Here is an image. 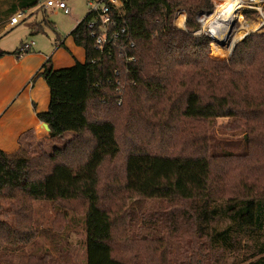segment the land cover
<instances>
[{
  "label": "trees",
  "instance_id": "trees-1",
  "mask_svg": "<svg viewBox=\"0 0 264 264\" xmlns=\"http://www.w3.org/2000/svg\"><path fill=\"white\" fill-rule=\"evenodd\" d=\"M43 1L0 0V7L7 4L2 14L10 17ZM214 8V0H121L115 16L128 25L134 60L112 45L96 46L90 11L74 27L70 36L85 60L59 69L46 63L37 73L50 89L49 107L38 117L62 144L36 155L22 142L12 153L0 149V214L10 216L0 221V252L35 238L34 203L50 201L81 207L86 264H264V188L243 183L247 193L223 195L211 183L206 151L185 153L172 144L161 151L150 143L165 131L194 144L197 125H189V138L178 126L217 118L236 121L231 129L243 127L247 143L264 139V30L216 59L211 37L195 34L199 17ZM180 10L185 28L176 26ZM143 200L181 203L177 211L141 214L136 204ZM139 217L144 236L131 230ZM172 234L202 240L207 255H116L119 243L140 237L153 245Z\"/></svg>",
  "mask_w": 264,
  "mask_h": 264
},
{
  "label": "rangeland",
  "instance_id": "rangeland-1",
  "mask_svg": "<svg viewBox=\"0 0 264 264\" xmlns=\"http://www.w3.org/2000/svg\"><path fill=\"white\" fill-rule=\"evenodd\" d=\"M65 1L70 8V13H65L63 9L57 6H51L46 11L43 9L38 11L39 18L43 19L45 17L55 23L56 31L49 26L45 28L48 31L47 33L51 35L55 36L57 32L62 37H66L76 26V21L81 20L89 12L91 4L99 0ZM223 1L225 0H214V4L215 2L223 3ZM253 6L258 7L259 5L254 4ZM261 6L263 14L256 9L247 7L241 13L242 21L238 19L235 24L231 25L233 29L231 31L233 34L236 33L238 37L234 43L235 45L246 34L264 30V3ZM215 10L216 7L212 13H205L207 16L204 15L205 20L202 22V31L205 34L209 32L210 23L216 19L218 13H215ZM246 24H250L248 32L238 31L242 25ZM203 25H205L204 30ZM213 44L214 42L211 43V55L216 59L230 57L235 47L233 44L234 47L232 46V49L228 51L227 47L219 44L223 47L222 50L227 53L224 56H217L214 54ZM190 124L197 125L198 130L204 133L203 135L202 132L196 133L193 131L195 133L193 134L194 144H190L189 141L181 143L175 139V134L170 135L165 131H158L162 137L150 140L151 145L155 148L154 150L163 151L162 149L166 148L173 150L172 147H168L172 144L177 146V149H183L185 153L193 150L199 151V149L206 151L212 161L211 183L216 184L214 189L219 193H223V195L247 193L246 187H242L243 183L249 184L248 187L254 184L259 186L257 189L264 188V139L258 141L251 136L249 143H247V140L243 137L245 130L243 127L238 128V130L231 129V126L238 127V123L231 118H217L202 122L184 121L178 126V131H185L188 138L191 131ZM139 129L145 130L147 126L143 125ZM39 134H29L21 141L22 149L27 154L36 155L44 150L50 151L52 146H59L63 142V140L45 138ZM71 134L69 133L64 140L70 138ZM150 135L153 134H145L144 131L142 133V136H146L147 139L150 138ZM122 157L123 155L114 163L117 170L122 167ZM180 203L178 201L168 203L165 201L143 200L136 205L138 212L149 214L164 209L177 211L175 206ZM4 205L9 207L7 202ZM34 207L35 226L37 228L35 238L21 245H19L20 243L7 245L5 248L8 249L3 248L5 250L0 252L2 254L0 255V257L2 256L0 264H86L85 231L81 207L75 205L73 208L76 210H71L69 205H61L50 201L36 202ZM136 220L137 222L131 227V230L137 236H144L147 230L142 226L140 217ZM0 221L8 222L10 216L7 213L0 214ZM181 231L184 232L183 227ZM172 235L153 245L140 237L130 243H119L116 255H207L206 250L202 251V240L188 234L181 237ZM191 239H193V243L190 242L189 244Z\"/></svg>",
  "mask_w": 264,
  "mask_h": 264
},
{
  "label": "crops",
  "instance_id": "crops-1",
  "mask_svg": "<svg viewBox=\"0 0 264 264\" xmlns=\"http://www.w3.org/2000/svg\"><path fill=\"white\" fill-rule=\"evenodd\" d=\"M8 8L7 4L0 7V51L6 52L0 55V149L12 153L29 134L43 132L39 135L51 138L38 117L49 107L50 89L37 73L46 63L59 69L72 66L77 60L83 62L86 53L70 36L74 28L66 37L57 32L55 36L47 33L46 27L54 31L56 27L53 21L38 17L40 9L50 8L46 0L29 10L19 9L17 12L22 11L24 15L16 25H11L10 19L17 12L10 17L2 14ZM180 12L184 13L185 25L186 14ZM81 20L78 19L76 25ZM30 40L35 41L32 50L19 55L22 43Z\"/></svg>",
  "mask_w": 264,
  "mask_h": 264
},
{
  "label": "built area",
  "instance_id": "built-area-1",
  "mask_svg": "<svg viewBox=\"0 0 264 264\" xmlns=\"http://www.w3.org/2000/svg\"><path fill=\"white\" fill-rule=\"evenodd\" d=\"M264 1L257 2L256 0H243V9L251 7V9L258 10L263 14L262 6L256 7L254 4L262 5ZM91 4V3H90ZM121 4V0H99L91 4L89 11L92 13V20L89 22V28L91 29V35L95 38L96 46L104 49L108 46H114L119 54L126 57L128 60H134L135 57H128V51L130 48L134 47L133 42H127L128 35V25L125 20L118 21L115 16V12L118 10ZM46 6H57L64 10L65 13H70V8L68 7L66 1L64 0H47ZM215 13H219L218 3L215 2ZM24 13L22 11L17 12L10 19L11 25L18 24ZM218 16V14H217ZM216 16V17H217ZM205 16L202 15L199 17L200 22H204ZM176 19V18H175ZM176 24V22H175ZM184 24V22H183ZM178 25V24H176ZM180 28H185V25H178ZM205 25H203V30ZM207 32V31H206ZM203 33L201 30L197 31L196 34ZM205 33V32H204ZM210 33L207 32L206 34ZM209 35V34H208ZM125 36L126 41L124 42L123 37ZM35 45L34 40H30L22 43L18 51L19 55H23L32 50Z\"/></svg>",
  "mask_w": 264,
  "mask_h": 264
},
{
  "label": "bare ground",
  "instance_id": "bare-ground-1",
  "mask_svg": "<svg viewBox=\"0 0 264 264\" xmlns=\"http://www.w3.org/2000/svg\"><path fill=\"white\" fill-rule=\"evenodd\" d=\"M256 1L262 2L264 0H256ZM242 3H243V0H229L223 6L218 5L219 7L218 16L216 17V19H214V21L210 23V26H209L210 34L214 38L219 39V40H227L229 36L233 34V32L231 31L233 30L231 25L235 24L238 19L242 21L241 13L242 11H244L243 9L244 6ZM260 6L261 5H259L258 7L260 8ZM183 22H184V13L180 12L177 15V23L182 26ZM249 28H250V24L242 25V27L238 31L248 32ZM237 38L238 37L235 33L231 36V40H228L230 41L227 44V48L229 49L228 51L232 49V46L237 41ZM213 46H214L213 49H215L214 50L215 55L224 56L227 53L226 51L222 50L223 47H221L219 44L214 43Z\"/></svg>",
  "mask_w": 264,
  "mask_h": 264
},
{
  "label": "water",
  "instance_id": "water-1",
  "mask_svg": "<svg viewBox=\"0 0 264 264\" xmlns=\"http://www.w3.org/2000/svg\"><path fill=\"white\" fill-rule=\"evenodd\" d=\"M202 15L207 16V14H202ZM202 15H201V16H202ZM209 36L211 37L212 42H214V43H216V44H220L221 46H225V47H227V44L230 42V41H228V40L231 39V36H232V35H230L229 38H228L227 40H219V39H216V38H214L211 34H209ZM245 36H246V35H245ZM245 36H244V37H245ZM244 37H243V38H244ZM234 45H235V44H234ZM233 47H234V46H233ZM42 126H43L48 132H50V127H49L48 123L43 122V123H42Z\"/></svg>",
  "mask_w": 264,
  "mask_h": 264
}]
</instances>
